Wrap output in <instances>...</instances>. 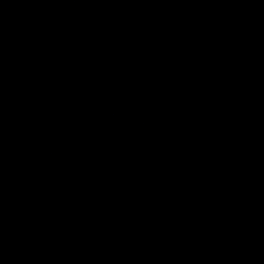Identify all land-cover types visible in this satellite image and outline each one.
<instances>
[{
	"label": "water",
	"instance_id": "obj_1",
	"mask_svg": "<svg viewBox=\"0 0 264 264\" xmlns=\"http://www.w3.org/2000/svg\"><path fill=\"white\" fill-rule=\"evenodd\" d=\"M0 264H264V0H0Z\"/></svg>",
	"mask_w": 264,
	"mask_h": 264
}]
</instances>
